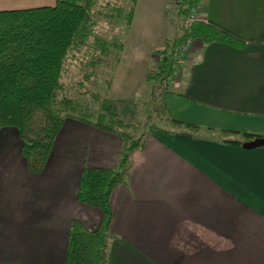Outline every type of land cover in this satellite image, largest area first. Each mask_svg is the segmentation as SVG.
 <instances>
[{
  "label": "crops",
  "instance_id": "0c3cea01",
  "mask_svg": "<svg viewBox=\"0 0 264 264\" xmlns=\"http://www.w3.org/2000/svg\"><path fill=\"white\" fill-rule=\"evenodd\" d=\"M199 1L201 15L241 44L196 39L184 58L164 101L174 118L201 129L157 130L132 153L129 179L111 196L104 264H264V147L217 136L221 129L264 136V0ZM168 39L138 52L143 83ZM122 143L68 117L34 173L19 130L1 128L0 264H65L72 220L93 230L102 218L78 198L84 169L115 167Z\"/></svg>",
  "mask_w": 264,
  "mask_h": 264
},
{
  "label": "trees",
  "instance_id": "16d2710c",
  "mask_svg": "<svg viewBox=\"0 0 264 264\" xmlns=\"http://www.w3.org/2000/svg\"><path fill=\"white\" fill-rule=\"evenodd\" d=\"M137 1L57 0L53 6L0 10V129L14 126L19 130L28 168L34 173L43 170L55 137L68 117L115 132L123 140L115 167L84 169L78 198L101 209L102 218L93 230L79 219L72 220L65 264L105 263L113 219V190L128 181L132 153L143 147L157 130L169 131L153 123L149 130L137 134L136 125L126 122L105 99L97 107L75 96V89L83 90L86 81L95 76L101 66L115 68L120 62L125 45L123 33L132 25ZM191 2L177 1L182 35L172 44L170 40L165 41L159 49L164 56L156 68L150 69L147 81L149 104L161 119L182 130L176 129V133L184 131L193 135L201 126L174 118L164 101V95L171 91L172 48L184 37L234 46L241 42L233 33L209 20L196 21L186 27L184 18ZM103 20L110 27L104 34L97 32ZM113 27H118V32H111ZM74 59L82 66L83 76L73 88L68 84L71 72L68 64ZM88 91L86 88L81 92ZM91 96L95 101L101 100L98 93L93 92ZM219 132L217 136L221 141L239 145L258 137L228 129Z\"/></svg>",
  "mask_w": 264,
  "mask_h": 264
},
{
  "label": "rangeland",
  "instance_id": "374dc122",
  "mask_svg": "<svg viewBox=\"0 0 264 264\" xmlns=\"http://www.w3.org/2000/svg\"><path fill=\"white\" fill-rule=\"evenodd\" d=\"M127 1L129 0H123L124 3ZM177 1L142 0L137 20L127 32L123 33L125 35L123 37L125 45L120 62L117 63L115 68L108 65L101 66L97 74L91 77L89 81H86V86L83 90L87 88L89 91L82 93L81 91L83 90L77 88L75 89V96L81 97L86 102H91L97 107L105 99L108 105L117 109V112L126 122L136 125L137 134L149 130L150 125L153 123L164 128L176 129L170 122L162 120L149 104L150 85L148 82H144V84L140 78L142 64L146 60L144 56H139V54L149 51L162 36L168 37L172 44L174 39L182 35L183 30L179 24ZM56 2L57 0H0V10L53 6ZM196 2L199 3L200 1L196 0ZM165 12H170V15L165 16ZM106 30L110 31V27L107 21L103 20L97 27V32L104 34ZM118 30V27L111 28V32H118ZM185 38L175 44L172 48L173 54L175 47ZM195 41L196 39H194V43ZM194 43L190 48H193ZM186 55H184L183 60ZM163 56L164 53L158 50L156 61L152 65L153 68H156ZM71 61L68 64L69 71H71L68 74V84L71 87H75L78 80L82 79L83 69L77 59ZM150 72L149 69L147 77ZM93 92L100 94L101 100L95 101L91 96Z\"/></svg>",
  "mask_w": 264,
  "mask_h": 264
},
{
  "label": "built area",
  "instance_id": "2783aa9c",
  "mask_svg": "<svg viewBox=\"0 0 264 264\" xmlns=\"http://www.w3.org/2000/svg\"><path fill=\"white\" fill-rule=\"evenodd\" d=\"M196 21H207L200 13V4L196 2V0H192V2L188 5V9L184 18V23L186 27H190ZM194 43V39L191 37H186L182 42H180L174 50L173 54V76L171 82H173L177 75L180 74L181 64L184 55L188 54L191 50V46Z\"/></svg>",
  "mask_w": 264,
  "mask_h": 264
},
{
  "label": "water",
  "instance_id": "95a60500",
  "mask_svg": "<svg viewBox=\"0 0 264 264\" xmlns=\"http://www.w3.org/2000/svg\"><path fill=\"white\" fill-rule=\"evenodd\" d=\"M242 145L247 149L264 147V136H258L252 140H247Z\"/></svg>",
  "mask_w": 264,
  "mask_h": 264
}]
</instances>
